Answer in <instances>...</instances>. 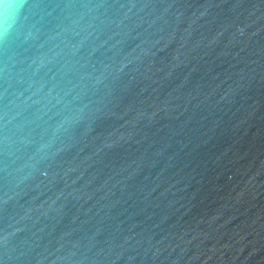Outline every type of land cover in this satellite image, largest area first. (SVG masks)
Segmentation results:
<instances>
[{
  "label": "water",
  "instance_id": "95a60500",
  "mask_svg": "<svg viewBox=\"0 0 264 264\" xmlns=\"http://www.w3.org/2000/svg\"><path fill=\"white\" fill-rule=\"evenodd\" d=\"M0 264H264V0H0Z\"/></svg>",
  "mask_w": 264,
  "mask_h": 264
}]
</instances>
